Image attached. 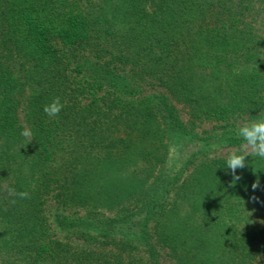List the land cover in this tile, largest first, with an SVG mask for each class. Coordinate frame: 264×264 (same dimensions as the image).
<instances>
[{
    "label": "trees",
    "instance_id": "obj_1",
    "mask_svg": "<svg viewBox=\"0 0 264 264\" xmlns=\"http://www.w3.org/2000/svg\"><path fill=\"white\" fill-rule=\"evenodd\" d=\"M263 27L264 0H0V264H264V160L229 186L214 156L264 115Z\"/></svg>",
    "mask_w": 264,
    "mask_h": 264
},
{
    "label": "clouds",
    "instance_id": "obj_2",
    "mask_svg": "<svg viewBox=\"0 0 264 264\" xmlns=\"http://www.w3.org/2000/svg\"><path fill=\"white\" fill-rule=\"evenodd\" d=\"M63 108L60 97H54L52 100L43 106V111L50 117H55ZM234 134L240 138L241 143L232 151H229L225 158V166L227 170L231 171L232 180L229 186L235 185L240 179L236 174V169L244 168L249 164V157H255L264 160V115L257 114L255 117H249L243 121L234 130ZM21 135L24 137H32V131L25 128ZM247 158V159H246ZM257 182L252 184L255 189ZM9 195H15L20 198L28 196L27 192H16L14 188H9ZM15 203V200L12 201Z\"/></svg>",
    "mask_w": 264,
    "mask_h": 264
},
{
    "label": "rangeland",
    "instance_id": "obj_3",
    "mask_svg": "<svg viewBox=\"0 0 264 264\" xmlns=\"http://www.w3.org/2000/svg\"><path fill=\"white\" fill-rule=\"evenodd\" d=\"M264 28V27H263ZM263 73H264V69H263ZM183 116H184V118L186 117L185 116V113H183ZM248 117L246 116V117H244V118H240L239 120H234V121H230V124L229 125H232V124H234L232 127H229V129L231 130V131H233L235 128H237L240 124H242L243 123V121H245L246 119H247ZM216 125H220V126H226V122L224 121H222V122H218V123H216ZM211 124L209 123V124H205V125H203V129H206V130H211ZM227 128H228V126H227ZM219 131H222L223 129L222 128H219L218 129ZM226 130H228V129H226ZM200 146L199 145H197L196 146V149H198ZM235 147H237V146H226V147H222V148H219L216 152H215V154H214V156L215 157H217V158H220V159H225L226 158V156H227V154H228V152L229 151H232ZM49 207H50V211H51V213H56V212H60V210H58L57 209V207H56V205L54 204V203H49ZM69 213H73V211H68Z\"/></svg>",
    "mask_w": 264,
    "mask_h": 264
}]
</instances>
